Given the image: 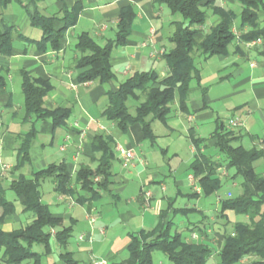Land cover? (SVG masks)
<instances>
[{"label":"crops","instance_id":"crops-1","mask_svg":"<svg viewBox=\"0 0 264 264\" xmlns=\"http://www.w3.org/2000/svg\"><path fill=\"white\" fill-rule=\"evenodd\" d=\"M215 4L235 12L233 25L235 35H239L241 30L247 31V26H241V6L237 2L215 0ZM126 6L132 7L135 18L125 44L116 46L111 51L109 64L114 73L113 79L106 83H101L98 79L80 82L77 78L80 70L74 68V60L80 56L76 49L78 36L86 32L100 46L113 40L118 15ZM165 6L157 0H41L35 9L46 17H60L54 23L56 28L64 24V20L61 19L63 9H67L70 16L75 14L76 17L74 25L65 30L59 49L47 48L44 51L39 50L36 45V41L41 39L42 32L29 20L28 14L33 11V5L29 4L24 8L18 2H11L4 8L0 7L1 22L6 26H12L16 33L30 40L16 38L12 41L11 53L7 56L0 55V69L6 79L5 91L0 93L2 186L7 187L20 175L32 180L34 172L50 164L64 163L68 173L74 177L81 164L92 168L96 166V162L91 159L92 141L96 133L111 134L114 139L112 183L108 189L97 190L94 198L81 190L72 197L58 194L51 179L40 180L41 201L49 206L54 217L62 219V226L72 227L65 249L72 253L79 264H95L99 260H104L105 264L120 263L128 256L130 234H137L139 231L148 233L159 222L168 221L172 222V232H180L187 241L191 240L192 233H196L199 236L193 240L198 239L215 249L207 264H217L216 253L222 242V233L229 231L233 223L239 220L232 211H226L224 217H219V203L216 199L214 203L206 202L207 197L217 192L206 196L195 177L198 191L189 182L188 176H193L190 163L197 153L192 137L202 139L201 152L214 156L216 150L211 136L216 127V120L226 125L228 119L236 117L241 120V125L233 130L239 137L240 144L244 146L242 143L247 140L249 147L244 146L245 148L260 147V138L264 135V65L257 46L246 49L242 43L235 40L228 45L224 55L208 57L196 55L195 66L199 70L200 80L198 83L194 80L190 83L186 101L187 111L183 113L179 109L175 98L166 124L160 122L165 130L158 134L152 128L156 136L154 143L144 138L139 123L130 125L125 133L120 134L112 122H104L101 118V111L108 104L106 93L117 90L120 83L136 72L155 71L159 79L167 75L168 68L163 56L158 53L151 55V52L161 48L167 51L171 47L169 42L173 32L171 22L179 17L174 18L169 8ZM218 22V17L208 10V18L199 28L194 40L200 42L204 33ZM20 70H25L31 76L39 77L50 84L51 88L43 100L46 109L69 110L70 115L65 124L58 127H53L48 119L35 121L36 136L29 149V162L21 168H14L17 163L18 138L25 135L32 125L31 119L24 120ZM131 105L133 110L137 102L132 100ZM179 128L185 132L190 143L192 157L188 161L185 176L175 177L179 164L174 165L171 161L174 157L177 158V152L173 151L165 160L169 146L166 144L163 147L159 143H162L161 137L177 132ZM199 130H205L209 134L206 137L200 136L197 133ZM116 143L132 149L144 163L137 160L127 162L122 159L115 150ZM148 145L159 146L161 160L151 150L148 151ZM209 150H213L214 153H209ZM164 160L166 170L161 166ZM257 161L254 167L257 172L264 175V160ZM2 164L9 165V169L3 171ZM223 169L226 168L221 167L218 170L219 177L231 179V184L237 186L238 183L236 179L231 178L229 170L226 169L222 173ZM171 177L173 190L171 194L165 195L167 191L165 181ZM46 180L51 187H47L43 193L40 187ZM153 185L158 190L151 188ZM9 191L6 190L5 197ZM145 191L150 192L148 198ZM228 192L232 191L226 189L224 194ZM78 197L83 199L78 200ZM178 197H192L196 204L177 207L175 201ZM9 201L14 203V212L0 223V229L3 231L19 229L34 218L32 213L23 211L22 199L15 197L14 193L12 200ZM161 212L166 213L163 219L159 218ZM189 214L195 215V218L182 222L188 231L186 234L173 228V219L176 216L188 217ZM91 217L95 219L93 223L89 221ZM228 225L229 230L226 228ZM62 226L51 230L52 236L49 240L51 250L49 254L42 256L41 264H64L60 258L63 249L54 238V233ZM99 228H103L104 232L99 233ZM199 228L206 235L200 232ZM81 234L86 236L92 234L93 241L79 240L78 236ZM42 250L41 247L38 252L41 253ZM256 259L257 256L251 255L241 259L238 264H248ZM156 264L170 262L160 258ZM261 264H264V260Z\"/></svg>","mask_w":264,"mask_h":264},{"label":"trees","instance_id":"trees-1","mask_svg":"<svg viewBox=\"0 0 264 264\" xmlns=\"http://www.w3.org/2000/svg\"><path fill=\"white\" fill-rule=\"evenodd\" d=\"M39 1L41 0H0V7L4 8L11 2H18L24 8L29 4L33 5V11L28 15L30 23L42 32L41 39L36 41L38 49L57 50L65 30L74 25L75 14L70 16L69 11L63 9L61 19L64 24L56 28L54 23L60 17L41 15L35 9ZM157 1L164 3L171 14L179 16V19L171 22V47L162 54L168 68L167 75L159 79L155 71L136 72L120 83L117 90L106 93L108 104L101 111V118L112 122L120 134L125 133L130 125L139 123L144 138L151 143L156 138L152 123L159 121L166 124L175 98L179 109L183 113L187 111L190 83L193 80L198 83L200 80L199 70L195 66L196 55H224L228 45L235 40L243 44L259 38L261 43L256 46L264 65V0H234L241 6V26L248 28L245 32L241 30L239 35H235L233 31L235 12L216 5L215 0ZM208 10L218 17L219 22L204 33L200 42H196L194 36L206 22ZM134 18L131 6L122 8L118 15L115 38L103 46L98 45L86 32L78 36L76 49L80 56L74 60V68L80 70L77 76L80 82L98 79L101 83H106L113 79L114 73L109 64L111 51L114 47L125 44ZM16 38L30 41L0 20V55L7 56L11 53L12 41ZM19 72L24 98V120L31 119L32 125L25 135L18 138L17 163L14 168H21L29 162V149L36 136L35 121L48 119L53 127H58L64 125L70 115L69 110H48L43 106L44 97L51 88L46 80L33 77L25 70ZM5 88V75L0 69V93ZM132 100L137 102L133 110ZM211 139L214 140L213 147L216 150L214 156L201 152L202 139L192 137L197 153L190 163V170L206 196L218 192L222 186L218 170L221 167L232 170L231 178L240 179L239 192H231L229 197L225 196L218 202V216L222 218L226 211H232L243 218L235 221L229 231L222 233V242L216 253L217 264H238L242 258L251 255L258 259L250 264H261L264 260V175L256 171L254 163L259 159L264 160V135L260 138V147L245 148L234 130L228 129L217 119ZM113 144L111 134L96 133L92 141L91 158L96 166L92 168L81 164L74 177L68 173L64 163H58L34 172L32 180L20 175L7 187L0 183V223L14 212V203L5 197L6 190L21 198L23 211L32 213L34 217L19 229H0V264H25L26 261L30 262L28 264H41L42 256L49 254L51 250V230L61 227L62 219L54 217L49 206L41 201L40 180L51 179L58 194L72 197L81 190L94 198L97 190L108 189L112 183ZM82 199L83 197H78V200ZM165 215V212H161L159 218L163 219ZM198 230L206 235L200 228ZM71 233V226H62L54 233V238L63 249L60 253L63 263L79 264L72 253L65 249ZM34 245L41 246L42 252L35 251ZM127 251V258L117 264H152L153 251L165 254L170 264H207L215 249L198 239L187 241L180 232H172V222L168 221L159 222L148 233L139 231L137 234H130Z\"/></svg>","mask_w":264,"mask_h":264},{"label":"rangeland","instance_id":"rangeland-1","mask_svg":"<svg viewBox=\"0 0 264 264\" xmlns=\"http://www.w3.org/2000/svg\"><path fill=\"white\" fill-rule=\"evenodd\" d=\"M166 8V6H165ZM179 16L178 15H174V18H178ZM173 18V17H172ZM173 106V104L171 105V107ZM226 116L223 115V117ZM222 117V118H223ZM104 120V119H103ZM227 121V120H226ZM104 122H107L104 120ZM152 128L154 129L155 132H157L158 134L160 133L161 130H165V127L158 121H154L152 123ZM238 127H235L234 129H236ZM200 136H204L206 137L209 133H207L205 130L203 131H198L197 132ZM161 142L162 143H159L160 146H165L166 144L169 146L168 148V152L166 154V158L165 160L170 157V155L172 154L173 151L177 152V158H173L171 163L172 164H179V167H178V174L175 175V177H180V176H185V172L187 170V165H188V161L191 159L192 155L190 153V143L189 141L186 139V136H185V132L183 133L182 132V129L179 128V131L177 132H174V133H171L170 135H165L163 137H161ZM247 140H245L242 144L245 146V147H249L247 145ZM159 147V146H158ZM158 147H151L150 145H148V151H152L156 157L161 160V155L159 153V150H158ZM209 153H214L213 150H209ZM165 160L162 162L161 166L166 170L167 169V165H165ZM258 161L255 162V164H257ZM222 171H226V169L224 170H221ZM223 173V172H222ZM233 173L232 170H229V174L231 175ZM225 175V174H224ZM227 175V174H226ZM229 178V176H226ZM173 178H167V180L165 181L166 183V186H167V191L165 193V195H169L171 194L172 190H173V186H172V180ZM222 181V187L220 189V191L217 192V194H221V196H225V191L226 189H230L232 191V193H237L239 192V185L237 184V186L235 185H232L231 184V179H226V178H223L221 179ZM236 182L239 183L240 182V179L237 178L236 179ZM47 187L50 188L51 185L50 183L48 182V180H46L45 182L42 183L41 187H40V190L41 192L45 193V191L47 190ZM153 187L154 190H158L157 187H154L151 186V188ZM187 191V189H186ZM231 193V192H230ZM227 194V193H226ZM216 194H213L209 197L206 198V202L207 203H214L215 202V196ZM12 196H13V193L11 191L8 192L7 194V199L9 200H12ZM45 201V199H44ZM217 202V201H216ZM196 204V201L194 198H187V197H178L175 201V206L177 207H182V206H195ZM212 208H213V205H212ZM213 210V209H212ZM211 214V213H210ZM209 215V213H208ZM239 218V220H242L240 216H237ZM192 218H195V215H188V217H185V216H182V215H178L176 216L173 221V228H177L178 231H182L183 234H186L188 231L187 229L182 225V222H186V219H192ZM186 224V223H185ZM227 230L230 229V225H228L227 227ZM33 249L35 251H39L41 249V246L39 245H34L33 246ZM245 257H248V256H245ZM244 257V258H245ZM152 258H153V264H156L158 262V260L160 258H163L164 260L168 261L167 257L165 254H163L162 252H159V251H153L152 253ZM243 259V258H242ZM216 260L218 261V259L216 258ZM257 260V259H256ZM249 260H247L248 262ZM255 260H252L251 262H253ZM246 262V261H245ZM251 262H249L248 264H250ZM210 264V263H209Z\"/></svg>","mask_w":264,"mask_h":264},{"label":"built area","instance_id":"built-area-1","mask_svg":"<svg viewBox=\"0 0 264 264\" xmlns=\"http://www.w3.org/2000/svg\"><path fill=\"white\" fill-rule=\"evenodd\" d=\"M261 43V40L259 38L255 39V40H251V41H247V42H243V45L246 49L248 48H251L253 46H256L258 44ZM164 49H160L158 51H155V52H151V55L154 56V54L156 55L157 53L159 55H162L164 53ZM241 125V120L239 118H236V117H233V118H230L228 119V121L226 122V127L229 128V129H234L235 127H239ZM62 149H64V147H62ZM115 150L119 153V156L124 159L125 161L127 162H132V161H139L140 163H144L143 159L141 157H137L135 155V153L133 152L132 149H127L125 148L123 145L119 144V143H116L115 144ZM9 169V165L7 164H2V170L5 171ZM188 180L189 182L193 185V187L195 188V190H199L196 186H195V179L192 175H189L188 176ZM231 195V193H227L225 196L229 197ZM145 196L146 198H148L150 196V192L149 191H145ZM225 196H221V194H216V201L219 202L223 197ZM90 223H93L95 221V219L93 217H91L89 219ZM98 232L99 233H103L104 232V229L103 228H99L98 229ZM197 235L195 233H192L191 234V239H194L196 238ZM93 235L92 234H89L88 236L84 235V234H81L78 236V239L79 240H87L88 242H91L93 241ZM95 264H105V261L104 260H99L97 261Z\"/></svg>","mask_w":264,"mask_h":264}]
</instances>
